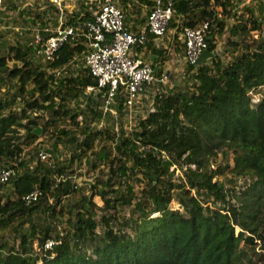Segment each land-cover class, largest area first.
I'll return each mask as SVG.
<instances>
[{"label":"trees","instance_id":"obj_1","mask_svg":"<svg viewBox=\"0 0 264 264\" xmlns=\"http://www.w3.org/2000/svg\"><path fill=\"white\" fill-rule=\"evenodd\" d=\"M7 2L10 5L11 0ZM78 3L76 10H66L65 23L76 25L92 17V5L83 0ZM122 3L123 8L127 6ZM150 3L130 2L137 8L144 6L147 12ZM31 5L24 10L13 5L6 21L33 11L32 21L39 19L41 28L49 21L58 23V18L43 19L51 10L58 15L55 6L48 3L39 11ZM173 5L171 25L176 26L179 19L177 30L210 20L205 29L206 49L217 53L200 64L187 63L185 83L162 90L154 108L129 132L122 129L118 137L111 127L92 130L87 123L79 125L82 100L89 113L99 119L104 115L96 107L101 97L86 91L94 77L84 63L71 65L75 56L84 57L88 47L84 35L68 37L53 59L42 58L39 63L22 57L21 39L15 44L0 42V165L19 169L10 180L0 182V225L4 221L13 226L29 224L16 245L7 251L0 247V264L253 262L258 240L264 245V22L245 0H174ZM44 29L42 38L49 34ZM4 38L0 30V41ZM27 49L40 54L33 42ZM153 53L156 58L157 51ZM20 57L23 63L17 65ZM8 58L15 65L10 66ZM161 65L153 64L157 76L164 72ZM114 102L120 110L124 98L118 94ZM69 124L74 127L68 128ZM38 126L41 134L54 136L55 143L74 144L68 161H55L52 166L37 156L35 166L27 165L37 154L24 157L39 137L34 131ZM76 131L84 136L80 139ZM103 137L114 143L98 152L92 163L107 161L110 174L102 179L99 173L105 169H100L86 192L72 179V162L94 149L95 141ZM219 153L220 161L226 162H216L214 167ZM175 167L184 171L187 180H173ZM226 173L243 177L248 184L240 191L235 189L236 182L226 186L219 179ZM56 174L65 179L58 180ZM132 179L143 181L144 187L135 189ZM178 187L182 189L177 194L179 206L173 207ZM191 187L198 193H192ZM33 188L40 194L26 203L24 195ZM204 190L207 197H199ZM210 194L216 205L205 203ZM95 195H100L102 206L93 200ZM69 196L71 202L64 205ZM121 206L132 207L121 215ZM97 208L102 211L100 216ZM60 224L64 225L61 230ZM99 224L102 229L96 233ZM48 238L54 244L46 249ZM34 239L38 250L33 247Z\"/></svg>","mask_w":264,"mask_h":264},{"label":"built area","instance_id":"obj_2","mask_svg":"<svg viewBox=\"0 0 264 264\" xmlns=\"http://www.w3.org/2000/svg\"><path fill=\"white\" fill-rule=\"evenodd\" d=\"M9 0H0V9ZM18 1V0H14ZM22 1V0H20ZM31 3L34 0H26ZM56 7L58 23L54 27H46L48 35L42 38L37 35L34 44L44 60H51L55 51L68 38L82 34L87 39V50L84 53V64L95 81L86 88L88 93L101 97V109L112 110L111 105L115 97L121 94L124 98V107L131 109L139 99L141 93L152 85L155 79L163 82L168 77L166 71L156 76L152 62L142 55V50L150 35L163 37L169 27L174 14V0H149L151 3L146 12L145 24L137 30L129 29L126 24V11L121 5L123 0H83L92 5V17L76 25L65 23V0H48ZM78 2L80 0H70ZM138 2L141 0H127ZM147 1V0H146ZM142 6V5H141ZM144 7V6H142ZM264 22V7L262 9ZM176 31L180 20L177 19ZM210 20L195 25H184L180 29L183 56L187 63H196L203 49H206L205 29ZM60 72L59 70L57 71ZM156 76V78H155ZM50 151L41 149L37 156L49 161ZM45 161V162H46ZM47 163V162H46ZM17 170L11 165H0V182H6L16 175ZM63 180L64 175H60ZM40 194L38 188H33L24 195L26 203L36 200ZM54 239L48 238L44 248H50Z\"/></svg>","mask_w":264,"mask_h":264},{"label":"rangeland","instance_id":"obj_3","mask_svg":"<svg viewBox=\"0 0 264 264\" xmlns=\"http://www.w3.org/2000/svg\"><path fill=\"white\" fill-rule=\"evenodd\" d=\"M66 2L64 3V6L66 8V10H76L77 8L80 7V4L78 2H72L70 0H65ZM260 2L264 3V0H245V3H248L250 5L253 6V8L255 9V12L259 15L262 16V7H260ZM49 2L47 0H39V1H34L32 3H27L26 0H18L15 1L11 0L10 5H7V3L4 4V6L2 7V9H0V30H2V33H4L5 38L3 39L4 41H0L1 43L4 44H15L17 41H15L17 38L21 39V41H19L20 46L22 47V50L24 51L22 54V57H30L32 58V60H34L35 62L39 63L40 61H42V55L41 54H32L28 49H27V44H31V42L34 43V41L36 40V36L37 35H41V30L43 28H50V27H54L55 25L53 24L52 21H49L48 24H46L44 27L41 28V23L39 21V19H37L36 21H32V16L34 15V12H29L28 14L26 12L21 13L20 16L18 14H16L14 16V19L6 21L7 18L11 15L12 11H13V5H17L19 10H24L27 9V7H30L29 5H31V7L38 9L39 11L44 8L45 6H47ZM241 4V3H240ZM51 5V4H50ZM53 6V5H51ZM54 7V6H53ZM137 7V6H136ZM16 10V9H15ZM34 10V9H33ZM136 9L133 10L134 13H136ZM145 12H147L146 8H144ZM220 11H222V8H220ZM139 12H143L142 8H139ZM57 14V13H56ZM56 19L58 18V15H55V13L51 10L50 12H48V16H44L43 19ZM30 28H34V32H30ZM45 30V29H44ZM47 31V30H45ZM164 37V36H163ZM163 37L159 38V41H162ZM7 41H6V40ZM32 40V41H31ZM222 40H219V47L222 45ZM167 41H170V39H168ZM168 44V48L169 51L165 53L167 60H169V62L173 65L172 70H171V76H168L166 78L165 81L161 82L158 79H155L154 83L152 85H150L149 87L146 88L145 91H143L139 97V99L137 100V102L133 105V107L131 109H126L124 107V105H121V109L119 110L118 104L116 102H113L111 105V109L112 110H106L105 114L101 116V118L99 119L98 117L92 115V113H89L88 109L85 107V105L87 104L86 100H82V104L81 106L84 107V112H82L81 114H79L78 116V120H79V125H84V124H89L90 129H98V128H102L104 126L107 127H111L114 128V132H115V137H118L120 134V131L123 129L126 132H129L131 129H133L136 124L137 121L140 117H144L148 111L152 110L154 108V100L155 98L158 96V94L166 89L167 87L170 89L171 86H175L177 84L180 83H185L184 82V77H185V69H186V65L187 62L183 56V44L181 42L180 39H178L177 41H173V43L171 42L170 44ZM163 45V44H161ZM165 49V48H163ZM146 51V48H145ZM145 51L142 52V55L152 61L153 63H156V65H161V63L159 62L158 58H151V55L146 54ZM13 53V52H12ZM22 57H20L19 59H17L16 64L17 65H21L23 63V59ZM8 64L10 66L15 65L14 59L11 60L10 58L7 59ZM84 63V57L83 56H75L73 61L71 62V65L73 67H77L80 64ZM62 72V71H61ZM60 72V74H61ZM67 73H65L64 75H66ZM157 76V75H156ZM155 76V78H156ZM97 100V99H96ZM72 103V102H71ZM99 103V102H98ZM97 109L101 108L100 103L97 106ZM67 125V124H65ZM69 127H74L71 126L70 124L67 126ZM76 133H80L77 132ZM37 135H39L38 138L35 139V141L31 144L30 147H28L25 150V158H29L33 155H35V151H39L41 149H47L48 151H50V158L49 161L53 164L55 161H68L69 158L71 157V151L73 149V143L71 142H64L63 141H59L57 143H55V139L54 136H49V133H44L41 134V128L40 131L37 133ZM84 136V133H80L79 137L80 139ZM104 138V137H103ZM117 141V139H116ZM114 142L107 140L106 138L104 139H99L95 141V145H94V149H91L90 151H87V153L85 155L82 154V156L80 157H76V159H74V161L72 162V168L75 170V173L72 175V179L75 181V183H77L78 185H82L85 187L86 192L90 191V186L94 183L95 180V176L99 173L100 169H105V171H103L102 173H99L100 176L102 177V179H106L109 176V165L107 163V161H103L100 163V165H93V160L96 157V154L99 152H102L104 148H108L109 145L110 147L111 144H113ZM113 149V148H112ZM113 153H115L116 155L120 156L117 151L115 149H113ZM232 157L233 154L231 153L229 155V165L232 164ZM223 156H221V154H218L217 157V161L213 162V166H216V162H221V163H225L226 160L220 161L222 160ZM36 160H37V154L36 156H33L32 160L27 162V165L29 167H33L36 164ZM125 160V159H124ZM46 161V160H44ZM48 164V161H46ZM14 163V162H13ZM174 166H172L171 168H173ZM18 168H17V172H18ZM185 170V169H184ZM142 173L138 172V176H141ZM55 177L58 180H61V176L60 175H55ZM121 177V176H120ZM63 178L65 179V176H63ZM122 179H125L124 177ZM220 180H223L224 183L226 184V186L231 185L230 181L236 182V186L235 189L237 191H240V189L244 188L247 184H248V180H245L243 177H236L233 174L230 173H226L225 178L223 179V176L220 175L219 176ZM133 180V179H132ZM173 180L176 182H180L181 180H187V177L184 173V171L179 168V167H175V172L173 175ZM134 183L135 189L140 190L142 187H144V182L143 181H136L133 180L132 181ZM124 183H121V186ZM115 185H117V183H115ZM10 185H8L7 187H5V189L9 188ZM185 187H188L187 183H185ZM181 188H176L174 191V195H173V199L171 202V205L173 207H178L179 203L177 201V194L181 191ZM191 192L195 193L197 192L195 188L191 187ZM139 193V192H138ZM198 193V192H197ZM207 197L205 194V190L199 194V197ZM208 200L205 203L210 204L211 206L216 205L214 202H212V195H208ZM65 200H63L64 205H67L71 202L72 200V196H69L67 198H64ZM136 198L133 199V202L135 201ZM93 200L99 205L102 206L103 205V200L101 199L100 195H95L93 197ZM132 206H121L120 207V212L121 215H127L129 213V210ZM102 208V207H101ZM67 209V207H66ZM97 214L98 216L101 215L102 211L100 208H97ZM37 213L34 214V216ZM74 214V212L72 213V215ZM40 219L43 218L42 215H39ZM38 217V218H39ZM67 217H65L64 219L66 220ZM9 222V221H8ZM8 222L4 221L3 225H0V247L2 249V251H7L9 249L10 246L12 245H16L18 238L20 237V234L25 231V230H29V224L25 223V225L18 223L17 226H13L12 224H9ZM61 226H64L63 224H60L58 226V229L61 230ZM65 226L67 228L72 227L70 225V223H66ZM101 224H99L96 227V233H99L101 231ZM239 228L236 227V231ZM262 240H258L257 244L255 245V252L252 253V260L253 262L251 264H264L263 259H261L262 257L264 258V255H261L260 258H257L256 254H264V245H262ZM33 247L34 249L38 250V245H37V240L34 239L33 242Z\"/></svg>","mask_w":264,"mask_h":264},{"label":"crops","instance_id":"obj_4","mask_svg":"<svg viewBox=\"0 0 264 264\" xmlns=\"http://www.w3.org/2000/svg\"><path fill=\"white\" fill-rule=\"evenodd\" d=\"M125 5H127L125 8L126 10V24L128 25L129 29L131 30H137L140 27H142L145 22H146V12L144 10V7H136L130 4L129 1L127 0H123L122 1ZM136 13L133 12L134 9H136ZM139 8H142L143 12H139ZM218 9H220V7H218ZM220 11V10H219ZM254 33H256V30L254 31ZM148 39V42L146 43V46L144 47V49L142 51H146V54L151 55V58H155V54L153 53L154 51L158 53V56L155 58L159 60L160 63H164V72L166 71L167 75H171V70L173 65L169 62V60H167V58L164 57L165 53L169 51L168 48V44L167 43H173V41H177L178 39L181 40L182 42V37H181V33L180 30L176 31L175 28L173 26L169 27L167 30V33L164 35L162 41H159V38L161 37H155L153 35H150ZM168 39H170V41H167ZM163 44V45H161ZM183 44V43H182ZM152 48H156V50H152ZM163 48H165L166 52L163 51ZM162 50V51H161ZM161 51V52H158ZM152 62V61H151ZM152 64H154L152 62ZM169 70V71H168Z\"/></svg>","mask_w":264,"mask_h":264},{"label":"water","instance_id":"obj_5","mask_svg":"<svg viewBox=\"0 0 264 264\" xmlns=\"http://www.w3.org/2000/svg\"><path fill=\"white\" fill-rule=\"evenodd\" d=\"M217 53V51L214 49V50H212V51H210V50H208V49H203L202 50V52H201V54H200V56L198 57V59H197V61H196V64H200V63H202L203 61H205L208 57H212V56H214V54H216ZM166 71H167V69H166ZM169 71V70H168ZM34 131L36 132V133H38L39 131H40V127L38 126V127H36L35 129H34Z\"/></svg>","mask_w":264,"mask_h":264}]
</instances>
